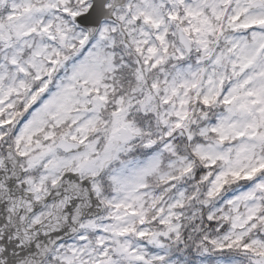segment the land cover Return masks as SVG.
<instances>
[{
	"label": "snow or ice",
	"instance_id": "snow-or-ice-1",
	"mask_svg": "<svg viewBox=\"0 0 264 264\" xmlns=\"http://www.w3.org/2000/svg\"><path fill=\"white\" fill-rule=\"evenodd\" d=\"M0 264H264V0H0Z\"/></svg>",
	"mask_w": 264,
	"mask_h": 264
}]
</instances>
